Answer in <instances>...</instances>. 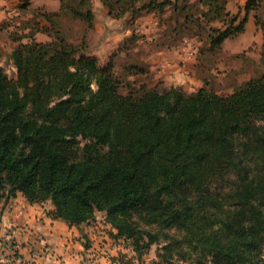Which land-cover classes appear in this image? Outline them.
<instances>
[{
    "label": "trees",
    "instance_id": "16d2710c",
    "mask_svg": "<svg viewBox=\"0 0 264 264\" xmlns=\"http://www.w3.org/2000/svg\"><path fill=\"white\" fill-rule=\"evenodd\" d=\"M252 1L245 2L236 24L231 17L223 28L211 30L209 50L244 31ZM101 2L111 16L128 13L131 19L142 10L161 14L169 5L175 15L167 26L174 35L191 19L185 10L190 0ZM198 2L214 4L220 18L224 0ZM90 6V0H61L59 12L45 13L49 25L43 30L50 40L21 34L12 41L8 56L15 74L0 68V198L20 192L29 202L50 200L53 216L70 225L105 211L115 217L114 237L131 238L141 248L158 235L137 231L128 217L146 211L185 222L173 194L207 187L226 174L235 203L223 223L229 242L210 247L213 264L253 258L264 264V73L226 95L206 86L187 92L142 85L122 93L112 61L98 64L84 34L73 41L62 33L63 18H79L91 28ZM261 56L264 61V48ZM78 137L99 148L72 161L66 151Z\"/></svg>",
    "mask_w": 264,
    "mask_h": 264
},
{
    "label": "crops",
    "instance_id": "0c3cea01",
    "mask_svg": "<svg viewBox=\"0 0 264 264\" xmlns=\"http://www.w3.org/2000/svg\"><path fill=\"white\" fill-rule=\"evenodd\" d=\"M90 1L92 27L86 28L83 20L73 19V23L80 26V35L75 32L73 41L84 34L89 54L96 56L100 65L111 60L117 74H125L130 83H146L148 87L179 86L191 92L204 86L208 78L204 80L205 75L200 76L201 69L205 68V55L202 54L213 51L202 49L201 41L195 36L176 39L171 32H165L164 28L169 24L164 17L172 12L169 5L161 14L155 10H142L131 19L128 13L115 18L101 0ZM60 8L61 0H0V32L7 31L8 21L15 18L18 25L23 24L17 28L23 35L32 34L36 41H48L50 36L43 30L49 25L45 13H57ZM247 26L252 31L248 37L256 44L252 57L259 63L264 22L261 40L256 36L259 31L254 14L247 15L244 31ZM244 31L240 34H247ZM230 38L220 45L225 55L243 52L248 47L231 44L224 48ZM206 45L208 48V43ZM219 64L217 61L206 64L209 70L205 71L211 74ZM90 230L92 227L87 224L70 225L54 217L50 200L29 202L20 192L8 200L0 198V264H97V256H93L98 246L85 241L95 238ZM7 238L12 242L10 248L3 245Z\"/></svg>",
    "mask_w": 264,
    "mask_h": 264
},
{
    "label": "rangeland",
    "instance_id": "374dc122",
    "mask_svg": "<svg viewBox=\"0 0 264 264\" xmlns=\"http://www.w3.org/2000/svg\"><path fill=\"white\" fill-rule=\"evenodd\" d=\"M247 0H224L223 11H221L220 18L215 16L214 4L211 8L198 0H190L187 8L190 20L187 22L188 28H180L176 39L186 36H195L201 41L202 49L207 48V36L212 29L223 28L222 23L235 17V24L243 16V7ZM219 1H217L218 5ZM253 9L249 13L256 15L259 19V24L256 29L258 40H261L263 22H264V0H255L251 2ZM185 11V12H186ZM208 11V12H207ZM180 12L179 16L183 17L186 13ZM207 12V13H206ZM227 12L228 15H224ZM202 13H205L202 15ZM172 12L165 15L166 24L171 25L170 20ZM177 15V14H176ZM16 16V15H14ZM178 17V15H177ZM196 18V19H195ZM212 19L207 21V19ZM173 19V18H172ZM182 25L184 18H180ZM11 23V24H10ZM14 24V25H12ZM173 24V23H172ZM17 19L12 18L8 21L7 31L0 32V68L9 76H14L15 67L9 58V52L12 48L13 39L20 36L21 31L17 29L19 26ZM165 32L173 31L168 26ZM247 26L245 33L234 34L228 39V45L224 48H229L231 44H239L244 48L243 52L233 54L231 56L225 55L221 47L212 50L213 53L204 51L205 68L199 69L200 76H204V80L208 78L203 87L213 90L218 94L226 95L238 87L245 79L258 76L264 73V61L256 63L252 52L256 51V44L251 43L252 39L248 37L252 31ZM61 30L65 38L73 40L75 32L80 35V26L73 23L72 20L63 18ZM250 32V33H249ZM171 34H174L171 32ZM238 35V36H237ZM235 36V37H233ZM10 46V47H9ZM264 48V43L261 49ZM209 50V49H208ZM262 51V50H261ZM215 61L220 62L215 65L211 74L205 70H209L208 65ZM226 67L223 68L222 64ZM99 64V63H98ZM229 68V69H228ZM221 69V70H218ZM114 71V70H113ZM114 75L120 80V91L126 93L130 88H138L145 86L146 83H130L123 73H116ZM129 81V82H128ZM163 88V86H157ZM195 91V90H194ZM193 92V91H191ZM99 146L93 141L87 139L77 138V145L71 147L66 151L67 157L72 161L80 160L84 154L94 153ZM227 175L219 178H213L205 187L199 189H184L178 190L173 194L175 206L180 209L181 217H185V222L182 220H167L165 215H158L140 211L133 213L128 220L134 221L137 231L148 230L151 233H157L158 238L154 240L148 247L136 248L132 239H126L124 236L114 237L116 229L112 226L115 222V217H108L105 211L95 210L93 217L84 224L91 226V234L95 236L94 240L90 238L85 239L95 243L98 248L97 253L93 256L97 258V264H213L210 247H223L229 242V237L225 236L226 229L224 222L228 218V214L234 207L235 198H233L231 191L233 189L231 181ZM84 227V225H83ZM93 237V236H92ZM147 241L146 237L143 242ZM102 256V257H100ZM264 257V248L262 250ZM256 259L244 260V264H255Z\"/></svg>",
    "mask_w": 264,
    "mask_h": 264
},
{
    "label": "built area",
    "instance_id": "2783aa9c",
    "mask_svg": "<svg viewBox=\"0 0 264 264\" xmlns=\"http://www.w3.org/2000/svg\"><path fill=\"white\" fill-rule=\"evenodd\" d=\"M3 245L6 248H10L12 246L11 239L10 238L5 239L4 242H3Z\"/></svg>",
    "mask_w": 264,
    "mask_h": 264
}]
</instances>
